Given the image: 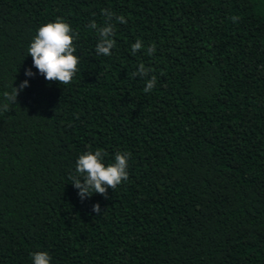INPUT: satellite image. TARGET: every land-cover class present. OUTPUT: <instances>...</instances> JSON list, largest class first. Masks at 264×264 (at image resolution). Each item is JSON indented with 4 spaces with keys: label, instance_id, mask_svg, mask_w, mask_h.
I'll use <instances>...</instances> for the list:
<instances>
[{
    "label": "trees",
    "instance_id": "trees-1",
    "mask_svg": "<svg viewBox=\"0 0 264 264\" xmlns=\"http://www.w3.org/2000/svg\"><path fill=\"white\" fill-rule=\"evenodd\" d=\"M103 9L128 21L111 56ZM58 17L80 34L68 85L28 55ZM24 80L0 109V264H264V0H0V105ZM97 149L131 153L129 178L82 201L70 177Z\"/></svg>",
    "mask_w": 264,
    "mask_h": 264
},
{
    "label": "clouds",
    "instance_id": "clouds-1",
    "mask_svg": "<svg viewBox=\"0 0 264 264\" xmlns=\"http://www.w3.org/2000/svg\"><path fill=\"white\" fill-rule=\"evenodd\" d=\"M102 14L106 18V23L98 27L93 21L89 27L98 33V42L95 48L97 55L111 56L112 49L116 45L113 38L115 35L116 23L127 24V19L123 16H116L108 9H103ZM235 22L238 17H231ZM79 32L74 31L72 25L63 18H57L55 22H49L39 27L37 34L32 40L28 55L33 59V67L39 74L49 82L59 84H70L79 71L80 57L76 55V41L79 40ZM144 47L142 41L137 40L132 44V54L135 55ZM155 52V44L148 46L147 54ZM151 70L143 63L138 66L133 77L146 78ZM28 77H34L36 73L31 68L25 71ZM156 76H151L146 81L145 93L151 92L156 84ZM29 86V81L24 80L19 87H12L11 92H3V101L0 109L8 111L10 104H15L21 91ZM106 153L102 149L88 151L81 154L76 162L75 172L71 175L73 187L78 190V196L83 201L93 194H100L106 199L108 189L115 190L129 178L128 167L131 153L118 152L115 154L114 162H105ZM94 212L102 213L99 203L93 205ZM32 264H51L52 256L47 251H37L31 254Z\"/></svg>",
    "mask_w": 264,
    "mask_h": 264
}]
</instances>
